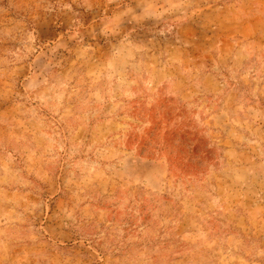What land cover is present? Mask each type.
<instances>
[{"label":"rangeland","instance_id":"1","mask_svg":"<svg viewBox=\"0 0 264 264\" xmlns=\"http://www.w3.org/2000/svg\"><path fill=\"white\" fill-rule=\"evenodd\" d=\"M0 264H264V0H0Z\"/></svg>","mask_w":264,"mask_h":264}]
</instances>
